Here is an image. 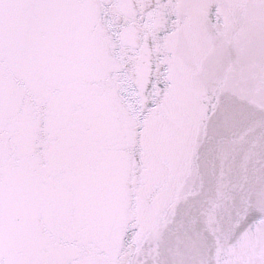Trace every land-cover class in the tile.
<instances>
[{
  "label": "snow or ice",
  "instance_id": "1",
  "mask_svg": "<svg viewBox=\"0 0 264 264\" xmlns=\"http://www.w3.org/2000/svg\"><path fill=\"white\" fill-rule=\"evenodd\" d=\"M0 264H264V0H0Z\"/></svg>",
  "mask_w": 264,
  "mask_h": 264
}]
</instances>
